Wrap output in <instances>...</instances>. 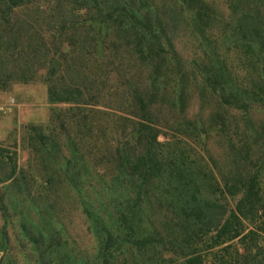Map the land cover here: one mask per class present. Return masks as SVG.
I'll return each mask as SVG.
<instances>
[{"label": "rangeland", "instance_id": "374dc122", "mask_svg": "<svg viewBox=\"0 0 264 264\" xmlns=\"http://www.w3.org/2000/svg\"><path fill=\"white\" fill-rule=\"evenodd\" d=\"M120 2L126 17H109ZM252 13H264V0H27L13 9L0 1V264H41L24 222L48 230L59 222L68 250L92 259L88 197L116 222L134 216L145 234H162L155 248L126 247L113 264H214L236 249L259 262L264 62L235 34L238 18ZM221 93L245 106L224 104ZM144 114L162 148L138 203L128 173L88 151L120 136L113 116ZM10 161L16 173L6 179ZM75 176L100 184L74 187ZM185 185L228 202L222 235L198 236L190 248L167 228L177 220L165 205Z\"/></svg>", "mask_w": 264, "mask_h": 264}, {"label": "trees", "instance_id": "16d2710c", "mask_svg": "<svg viewBox=\"0 0 264 264\" xmlns=\"http://www.w3.org/2000/svg\"><path fill=\"white\" fill-rule=\"evenodd\" d=\"M0 1L9 9H13L23 5L27 0ZM119 5H121V8L117 6L114 13H107V15L112 17L110 15L114 14V16H116L118 13L120 16H125V4L120 2ZM131 16L134 17L133 14H131ZM235 34H238L241 41L245 44L253 45L257 56L261 57V60L264 62V13L242 14L237 20ZM211 81L213 82V80ZM70 94L73 95V93ZM136 99L140 110L145 112V102L141 98ZM221 99L226 105H238V107L240 106L239 108L245 106L243 103H240V99H237L233 95H223V93H221ZM146 116V114L141 118L136 116H113L116 121L123 122L120 127V136L114 138L112 140L113 143H110L105 149L99 150L93 148L90 151L88 148L89 158H91V156H96V153L100 154L105 162L114 166L115 170L117 169L116 165H119V167L125 171L124 173H128V178H124L127 182V188L130 189L128 192L133 194V189L131 188L135 186V200H137L138 203L144 193L143 189L151 185V182L155 180V176L151 172L159 163H154L152 159L154 156L156 157V155H159V152H157V154L155 149L157 147L162 148V145L157 142L159 132L154 130L150 123L145 120ZM86 124H91V122ZM136 127H140L141 129H136ZM72 150H74V146ZM74 156L75 155L72 154L70 160H75ZM11 162L12 161L8 163L11 174L6 179H11L16 173V167ZM70 165L75 166L76 164H72L71 161ZM139 168L142 169L143 173L139 172ZM137 173H140V175L137 176ZM69 182L72 185L75 184L74 187H77L76 183L80 184L81 182L89 185L90 188L91 185L94 187V185L100 184V182L92 181L89 178L84 181H79L77 176L71 178ZM138 182H141V184ZM227 192L232 198L236 196L235 193H231L229 189ZM249 192L250 190H248V193ZM167 196H170V198L165 205H167L169 212L172 213L177 220V222L170 225L171 227L167 228L173 231L178 238H182L181 240L187 243V247L196 243L195 240L198 236H206L215 232L220 237L226 229L228 202L224 194H221L220 197L222 201L210 199L203 196L200 190L194 188V186L186 187L185 185L179 192L175 190L168 192ZM97 201H99L98 198L90 199V197H88L87 203L82 200L83 213H85L90 223L89 228L93 229L96 240L97 250L92 259L77 258L68 250V242L63 235L64 230L61 228L62 224L59 222H57V226H51V230H48V226L46 228L43 226L35 227L28 222H24L22 225L23 231L26 237L35 245L38 252V259L41 264H113L122 249L126 247L151 246L155 248L156 246L152 245L161 244L162 234L159 233L157 229L154 228L153 234L150 232L145 234L143 228H141V221L134 222V216H131L130 221L118 223L111 218V216L109 217L106 212L102 210L99 211L98 209L96 210L95 203ZM247 201V198L244 199L242 197L236 204L237 210ZM152 225L156 227L163 226L164 224ZM165 228L166 227H164V229ZM237 235L238 232L234 231L231 238ZM236 253V258L232 260L219 258L214 260V264H249L244 257L238 254L237 249ZM186 264H190V261L187 260ZM256 264H264V253L262 259L259 260V262L256 261Z\"/></svg>", "mask_w": 264, "mask_h": 264}]
</instances>
